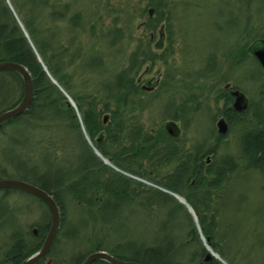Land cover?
Masks as SVG:
<instances>
[{"label": "rangeland", "instance_id": "374dc122", "mask_svg": "<svg viewBox=\"0 0 264 264\" xmlns=\"http://www.w3.org/2000/svg\"><path fill=\"white\" fill-rule=\"evenodd\" d=\"M4 1L16 24L29 40L21 24L20 15L15 10L16 7L23 14L26 7L25 0ZM164 1L167 3L166 11L170 12L167 30L170 31V40L160 52L152 48V42L158 39L159 27L155 26L152 29L146 22L145 10L149 0H65L70 8L62 19L57 17L58 15L51 16V10L40 9L42 13L33 9L30 17H36L34 20L41 29L42 36L49 32L56 34L52 39L51 47L53 56L59 57L62 62V69L57 74L58 78L53 76L44 65L31 43L30 46L48 80L72 108L83 140L95 153L94 144L86 133L81 111L72 95L83 91L91 94L97 88L101 89L106 81L113 82L120 69L127 64L132 49L140 42L143 44L148 42L150 33L153 32L154 39L150 42V48L157 55L156 59L159 56L160 59L148 63L147 66L151 67L152 72L146 78L161 74L160 85L151 93L142 92V94L139 91L138 96L130 97L133 101L128 105L130 110L148 132L154 133V130L163 128L167 122L175 121L176 126L181 129V136L176 144L172 143V146L176 148L179 144L184 154L195 149L201 153L214 148L215 156L211 158L205 156L203 164L207 159L214 164H219L224 159H233L238 160V167L242 166L243 162L239 160L238 141L240 125L237 123L231 127L228 133L217 141L216 114L222 109L219 95L228 87L239 89L249 102L264 107V94L261 95L260 92L264 79L255 81L254 77L261 76L256 63L249 57L246 58L245 54V59L240 61L238 66L234 68L231 66L232 62L239 60V53L242 50L247 52L245 46L249 41L247 34L249 37L255 33L264 34V9L261 8L260 16L257 17L256 6L246 8L245 1L242 0ZM257 3V6L263 4V2ZM60 10V7L56 8L55 12ZM76 13L80 14V18L73 26L72 16ZM143 69L144 67L140 68L138 73ZM63 76L66 77V82L68 81L66 86L69 87V91L63 85ZM250 117L249 113L245 118L249 120ZM242 122L245 124L247 121ZM55 124V121H46L28 132L19 130L18 135L10 139V130L5 129V134H0V177L15 180H19L20 177L31 181L37 179L36 174L45 169L44 165L39 164V158L36 159L38 168L34 169L31 161L25 156L14 155L17 150L26 146L23 142L27 133H30V139L34 140L35 148L41 153L49 149L54 150L51 144L53 148L55 146L57 151L53 153L58 159H50L52 164L66 165L64 157L78 151L75 140L78 135H72L73 140L63 126H55ZM12 139L19 144H14ZM25 155L29 156V151ZM98 158L102 161L101 155ZM76 162H71L70 166L73 170L76 169ZM172 168L173 166L163 167L158 179L170 174ZM32 169L36 170V174ZM65 170L67 168L59 169L61 172ZM119 173L135 180L132 175ZM140 180L135 181L161 191L167 190L144 179L140 178ZM212 193L215 199L212 207L218 209L214 211L216 219L212 241L219 244L223 256L214 251L202 235L198 218L184 197L172 191L168 192V195L184 210L178 219L169 222L168 225L164 223L166 212L169 211L167 207L150 214L148 213L150 209L132 204L129 208L123 207L117 216H105V221H110L109 227L102 223L100 217L94 233L99 238L106 235V244L110 248L113 241L120 237L132 239L137 244L143 245L166 240H175L179 243L186 239L189 230L188 227L187 230L184 228L183 214L186 212L185 214H189L190 222L196 227L199 243L206 249V255L211 252L214 254L212 259L220 264H264V173L255 170L243 171L231 180L229 178L220 190ZM22 194L15 192L5 195L0 191V251L8 243V235L12 228L25 233L37 229L36 224L43 222L44 207L31 196ZM65 203L67 207L65 222H69L67 228L81 225L83 218L77 212L69 211L71 207L67 201ZM6 207L8 217L4 216ZM69 230L65 232L68 233ZM79 244H82V241L58 237L44 263L49 264L57 257L63 264L68 263L73 249L76 251L78 248L85 253L84 249L90 247ZM197 250L196 243L187 247L186 254L182 258L184 264H191L190 254ZM197 255L195 261L199 260ZM202 264H206L204 260Z\"/></svg>", "mask_w": 264, "mask_h": 264}, {"label": "trees", "instance_id": "16d2710c", "mask_svg": "<svg viewBox=\"0 0 264 264\" xmlns=\"http://www.w3.org/2000/svg\"><path fill=\"white\" fill-rule=\"evenodd\" d=\"M64 1L25 0L26 7H24L25 12L23 11V14L15 7L16 12L20 15L21 24L29 36L28 40L22 29L16 24L5 1L0 0V62L17 63L25 67L30 74L33 85V97L27 111L2 124L0 134H5V129L10 130V139L18 135L19 130H27L28 132L43 122L55 121V126H63L70 136L78 135L75 139L77 140L78 151L64 157L66 165L57 166L50 161V159H58L53 153L57 151L55 146L53 148V144H51V148L54 150H47L45 152L47 155L41 153L35 148L34 140L30 139V133H27V137L23 142L26 143V146L17 150L14 155L18 157L25 156L31 161V166L34 169H37L39 164L44 165L45 169L37 174L36 170L32 169L37 179L29 181L19 177V180L37 186L53 197L60 212V228L54 242L58 240V237H61L62 239L82 241L79 246L90 245L89 248L84 249L85 253L78 248L76 251H73V249L70 260L66 264H81L86 256L102 250L118 259L140 264H184L182 258L186 254V249L194 243L198 244V252L194 251L190 254L191 264H202L207 251L200 245L196 227L190 222L189 214H185L186 212L183 214L185 216V220H183L185 222L184 228L188 227L189 230L186 229V239L179 243L175 240H166L143 245L137 244L132 239L120 237L113 241L114 244L112 243V248H110L106 244V235L99 238L94 233L97 220L100 217L103 220L102 223L109 227L110 221H105V216H117V213L123 207L129 208L132 204L143 209H150L151 211L148 212L150 214L158 212L162 207H167L169 211L166 212L164 217L166 225L178 219L184 209L168 193L125 177L105 165L98 158L83 140L82 132L72 108L69 107L56 87L48 80L41 64L37 61L30 43L44 65L48 67L53 76L58 78L57 74L62 69V62H60L59 57L55 58L53 56L51 47L52 39L56 34L46 32L47 35L43 37L41 29L34 20L36 17H30V14L33 9L45 8L51 10V16L58 15L57 17L62 19L70 8V5ZM242 1H245L246 8L256 6L257 14L255 15L260 16L261 8L264 9V0ZM257 2H263V4L257 6ZM166 6L167 3L164 0H149L145 11L147 22L152 29L155 28L152 23L157 26L164 20L166 30H168L170 12L166 11ZM59 7L61 10L55 12V9ZM148 9L152 11L151 17ZM41 12L43 13V11ZM35 16L37 15L35 14ZM78 18H80L79 13L72 16L73 26L78 23ZM247 36L249 41L245 45L246 48L257 40H264V34L255 33L250 37L249 34ZM247 52H245L246 58L249 57L253 60L252 62L256 63ZM141 57V61L137 63L136 55L129 56L127 64L120 69L113 82L106 81L103 86L100 85L102 88H97L94 93L90 94L83 91L72 95L81 111L86 133L91 138L95 150L121 172L144 179L184 197L198 218L202 235L212 249L223 256L224 253L220 250L219 244L212 241L215 229L214 220L216 219V212L214 211L218 210L212 207L214 206L212 203L215 202L214 193L212 192L220 190L229 178L231 180L232 177L243 171L255 170L264 173V107L258 105V103L250 102L247 111L241 115L243 120L247 121L245 124L244 122L239 123V160L241 159L243 162L242 166L239 165L238 167V160L224 159L219 164L211 163L210 166L202 168L200 165L191 163L188 153L185 155L182 152L180 156L178 152L175 154L172 143H175L176 139L169 137L164 127L154 130V133L148 132L146 127L130 110L128 105L133 102L130 97L139 95V86L133 80L138 70L142 68L145 59L150 58L148 55L144 57L141 55ZM65 78L63 76V85L69 91V87L66 86L68 81L66 82ZM60 83L62 84V82ZM260 92L261 95L264 94V82L261 85ZM22 96L23 82L21 77L10 71L0 72V113L15 106L22 99ZM249 113L251 117L247 120L245 117ZM106 114L109 116L108 123L104 125L103 117ZM13 142L19 144L16 140H13ZM27 151H29V156L25 155ZM37 158H39V164ZM5 159L9 164L10 161L7 157ZM72 161H77L74 170L70 166ZM167 166H173L171 173L159 180L160 170ZM61 167L67 168V170L61 172L59 171ZM5 178L9 179V177ZM0 179L2 178L0 177ZM0 191L5 195L15 192L23 193L11 189ZM32 198L45 209L43 222L36 224L37 233L35 235L32 230L23 233L16 228H12L8 235V243L0 251V264H22L24 260L37 252L42 246L49 229L50 215L46 205L41 200L35 197ZM66 201L71 207H68L69 211L77 212L83 218L81 225L67 228L69 222H65L67 214ZM7 214L6 207L4 216L8 217ZM89 223L90 226L88 227ZM68 229H70L68 233L65 232ZM52 248L53 246L48 255L51 254ZM196 255L198 261H195ZM46 257L35 264H45ZM204 262L206 264H220L215 259L207 262L204 260ZM49 264L63 263L57 257ZM93 264L107 263L96 261Z\"/></svg>", "mask_w": 264, "mask_h": 264}, {"label": "water", "instance_id": "95a60500", "mask_svg": "<svg viewBox=\"0 0 264 264\" xmlns=\"http://www.w3.org/2000/svg\"><path fill=\"white\" fill-rule=\"evenodd\" d=\"M249 52L252 56L260 63L264 70V40H259L254 42L249 47ZM10 71L18 74L23 82V96L22 99L12 108L5 110L0 113V126L11 119H14L22 114H24L29 104L31 103L33 97V85L30 74L28 73L27 69L22 65L12 62H0V72ZM232 96L234 97L233 108L238 113H243L247 110L248 107V100L246 96L236 90L232 92ZM106 118H104L105 123ZM219 133L222 135L226 134V125L224 124L223 120L219 121L218 123ZM165 131L169 136H177L178 133L175 131V125L173 122H167L165 124ZM95 153L99 155L98 152ZM108 164V162H105ZM118 171L116 168H113ZM135 180L141 181L138 178L132 177ZM3 189H11L23 192L27 195L35 197L41 200L47 207L50 215V222H49V229L47 235L42 243L40 249L35 252L33 255L28 257L26 260L23 261L22 264H35L42 258H44L50 251L55 237L58 233L60 228V212L59 208L57 207L53 197L45 192L44 190L40 189L37 186L29 184L25 181L15 180V179H0V190ZM162 191L166 192V190L162 189ZM172 194V193H171ZM173 195V194H172ZM177 197V196H176ZM184 202V201H183ZM185 203V202H184ZM32 233L35 235L37 233V229H33ZM214 257V254L211 252L208 253L205 257V261H209ZM96 261H102L107 264H140L135 262H130L126 260L118 259L106 251H96L84 258L81 264H93Z\"/></svg>", "mask_w": 264, "mask_h": 264}, {"label": "flooded vegetation", "instance_id": "af4514ba", "mask_svg": "<svg viewBox=\"0 0 264 264\" xmlns=\"http://www.w3.org/2000/svg\"><path fill=\"white\" fill-rule=\"evenodd\" d=\"M148 13L150 15V17L152 16V11L148 9ZM147 22V21H146ZM148 23V22H147ZM149 24V23H148ZM150 25V24H149ZM153 26H156L155 23H152ZM159 27L158 30V39L153 43V50L156 52H160L164 49L165 45L167 42H169V34L170 31L166 30V23L163 20V22H161L160 24L157 25ZM156 26V27H157ZM154 39V35L153 32L150 33V40H148V42H146L145 44L143 43H139L136 47H134L131 51V54L129 56H134L136 55V60L137 63H139L142 59L141 55H143V57L145 55L150 56V58H146L144 61V66H142V68L144 67V69L141 71V73H138L134 78L133 82L137 85L140 86V93L145 92V93H151L153 92L155 89H157L160 85V80H161V74H158L157 76H150L148 78H146V76L150 75L152 70H150V66H147L148 63H152L154 61H156L157 59H160V56L156 59L157 55L155 53H153V50L150 48V42L153 41ZM247 51H249V47L247 48ZM240 57L238 61H234L231 63V66H233V68L235 66H238L243 59H245V51L242 50L239 53ZM153 59V60H152ZM156 59V60H155ZM256 61V65L258 66V69L260 71V75L258 77H254L255 81L258 80H263L264 79V70L262 68V66L260 65V63ZM214 68V67H213ZM212 70V68H211ZM144 84V85H142ZM240 91L237 88L234 87H228L226 88V90L224 89L223 92L219 95L220 100L222 101V109L219 110V112L216 114L218 116V119L216 121L215 127H216V140L219 141L223 136H225L228 131L230 130L231 127H233L234 125H236L237 123L242 122L243 117L241 116L243 113H238L235 111V109L233 108V102H234V97L232 96V92L234 91ZM139 93V94H140ZM143 94V93H142ZM250 102L248 101V107H249ZM247 107V109H248ZM108 115H104L103 117V124L106 125L108 123ZM104 118H106L105 123H104ZM223 120L224 124L226 125V134L222 135L219 133V128H218V123L219 121ZM173 122L175 125V131L178 133L177 136H169L172 137L173 139H176V142H178L179 137L181 136V129L179 127L176 126V122L175 121H170ZM165 128V126H164ZM169 135V134H168ZM176 144V143H175ZM175 154L176 152H178V155L180 156V154L182 153V147L178 146L175 148ZM190 157V161L191 163H195L196 165H200L202 168H206L207 166H210V159H207V161H205V163L203 164V159L205 156H209L208 158L214 157V148L212 150V148L208 149L207 151L201 152L199 153V151L197 149L192 150L190 152H187ZM186 155V153H185ZM206 257V256H205ZM205 260V258H204ZM210 261V260H209Z\"/></svg>", "mask_w": 264, "mask_h": 264}, {"label": "bare ground", "instance_id": "6f19581e", "mask_svg": "<svg viewBox=\"0 0 264 264\" xmlns=\"http://www.w3.org/2000/svg\"><path fill=\"white\" fill-rule=\"evenodd\" d=\"M8 122V121H7ZM96 151V150H95ZM96 152H98V151H96ZM99 153V152H98ZM102 162L105 164V162H108V164H105V165H107V166H109V167H111V168H116L108 159H106V158H104V157H102ZM117 169V168H116ZM167 192H170V191H168V190H166Z\"/></svg>", "mask_w": 264, "mask_h": 264}]
</instances>
